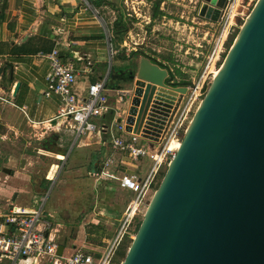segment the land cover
Wrapping results in <instances>:
<instances>
[{"label":"crops","instance_id":"1","mask_svg":"<svg viewBox=\"0 0 264 264\" xmlns=\"http://www.w3.org/2000/svg\"><path fill=\"white\" fill-rule=\"evenodd\" d=\"M158 1H161L159 10L163 16L151 20L155 11L153 5ZM181 7L183 10L178 16L176 13ZM184 15L192 27L197 25L205 29L202 38L205 50L198 43L194 44L195 49L185 48L183 55H189L190 50L196 51L190 54L191 59L187 62L176 59L177 47L182 52V45L165 38L169 45L163 47V35L159 33L161 20L162 25H166L165 21L178 26ZM119 21L129 27L122 39L115 28ZM182 26L185 25L182 23ZM140 27H144L145 35L157 38L153 42L155 48L169 54L158 57L149 53L147 42L135 41V36L140 38ZM218 27L219 22L197 17L195 5L186 0H0V140H6L9 135L20 139L22 163L19 168L27 165L22 155L40 151L56 158L58 163L57 155L66 156L60 162H65L63 168H66L63 172L56 171L55 195L50 203L47 204V200V207L45 205V217L53 224L50 237L63 247V255L69 256L76 250H83L95 260L105 255L116 237L125 209L135 197L133 192L120 185V178L133 175L141 179L151 166L148 159L133 161L128 152L114 149L112 145L113 137L127 141L132 135L125 130L126 108L123 107L133 97L129 80L133 63L146 55L161 67L168 68L177 83L194 82ZM54 50L61 63L74 68L76 82L72 90L80 97L86 96L90 84L108 76L107 95L111 110L95 122L104 126L102 120L107 117L108 123L104 127L108 129L116 122L124 130L113 126V134L102 130L74 143L67 121L57 119L61 108L58 96L45 95L48 92L46 76L51 70L46 56ZM133 52L145 55L133 56ZM176 69L182 77L175 73ZM117 88L131 92L123 105L116 101ZM185 97L178 111L186 101ZM115 110H121L120 117L115 118ZM119 119L121 122H117ZM34 141L42 145L43 151L35 150ZM139 143L148 144L144 139ZM162 143H154V146L159 148ZM11 158V152L4 158L0 156V171L14 177V171L3 166ZM49 183L51 180L44 176L37 184L39 191L35 194L34 181L33 188L24 191L29 203H18L19 194L14 193L6 203L0 201V210L10 205L35 206ZM3 262L8 264L0 258V264Z\"/></svg>","mask_w":264,"mask_h":264},{"label":"water","instance_id":"2","mask_svg":"<svg viewBox=\"0 0 264 264\" xmlns=\"http://www.w3.org/2000/svg\"><path fill=\"white\" fill-rule=\"evenodd\" d=\"M186 1L218 23L231 0ZM238 31L121 264H264V0ZM129 73L125 130L160 143L197 86L146 56Z\"/></svg>","mask_w":264,"mask_h":264},{"label":"built area","instance_id":"3","mask_svg":"<svg viewBox=\"0 0 264 264\" xmlns=\"http://www.w3.org/2000/svg\"><path fill=\"white\" fill-rule=\"evenodd\" d=\"M239 4L240 0H231L222 10L218 31L209 53L204 58L206 73L201 77V84H204L207 78H214L220 68L219 63L223 61L227 41L234 31L238 33L240 27L237 23L242 20L236 8ZM46 57L50 61L51 70L46 76L48 92L45 95L58 96L61 108L57 119L67 121L74 136V143L83 136L99 133L102 130H109L110 134H113V126L117 130H124L120 123L113 122L114 124L107 129L102 125L98 126L95 122L97 118L111 110L107 95L108 76L90 84L86 96L80 97L72 90L76 82V73L72 65L61 63L56 50ZM211 69L212 72H210ZM198 88L200 87H197V90ZM115 91L118 96L117 103L125 104V98L131 92L120 88ZM195 93H197L196 90ZM191 105L192 99L188 98L169 124L167 135L165 134L166 137L159 148L151 145L147 140L145 141L148 144H140L139 140L142 138L132 133L127 141L113 137L114 149L128 152L133 161L148 159L151 166L141 179L133 175H124L120 178V185L133 192L135 197L125 209L116 237L104 256L95 260L83 250H76L69 256L57 255L59 244L50 237L53 224L45 217V205L49 196L47 190L33 207L10 205L0 210V258L6 260L8 264H111L114 253L123 239L128 237L132 240L134 238L132 227L135 219L139 215L143 216L150 200L149 196L155 192L153 185L159 172L163 166H168L178 148L171 150L170 144L175 141L179 145L182 133L189 124L186 125V122ZM121 113V110H115V118L120 117ZM65 157L58 158L59 162ZM56 167L58 168V165ZM49 173L50 170L46 178L53 184L56 171L52 178H49Z\"/></svg>","mask_w":264,"mask_h":264},{"label":"rangeland","instance_id":"4","mask_svg":"<svg viewBox=\"0 0 264 264\" xmlns=\"http://www.w3.org/2000/svg\"><path fill=\"white\" fill-rule=\"evenodd\" d=\"M256 2H257V0H240L239 6L237 5V7H236L237 12L239 14H241V18H242L241 22L237 23L239 25V27H241L243 25V23L245 22V19L249 16L252 9L254 8ZM182 10L183 9L181 7L180 9H178V13H176L175 10H174V13H176V15L179 16ZM161 23H162V20H161ZM161 23H160L161 28H159L161 31L159 33H162V35H163L162 36L163 39H161L163 47L166 48V46L169 45L168 44L169 40L174 41L175 43L182 45V52L180 51L181 48L177 47V49L179 50L178 52H176V55H177L176 59L177 60H179V61L183 60L184 62L189 61L188 59H191L190 54L192 55L196 51L190 50L189 55H183L184 54L183 50L185 48L195 49L194 44H196V43H198L200 46H202L205 50L206 47H204L203 43H202V42H204V41H202V38H203V31L205 29L202 26H197V25H194L192 27L185 20V15H184V18L181 20V23L178 26L175 25L173 22L170 23V22L164 21L163 23L166 25H162ZM182 23L185 26H182ZM189 28H191V29H189ZM239 29L240 28H238V30ZM138 32L141 33L140 38L135 36L134 40L138 41V39H140V42H142V41H144V43L147 42L148 48L150 49L149 53L154 54L158 57L160 55L169 54L167 51H165V50L160 51L159 47L155 48V46H153V42L157 41V38L154 39L153 35H149V34L145 35L144 27H140V29H138ZM234 32H236V31H234ZM165 38H170V39L167 40ZM206 39H208V37ZM232 43H233V41H232ZM227 45H226L227 49H226L225 54L223 55V59L225 58V56L227 55V53L229 51L228 50L229 46L227 47ZM157 50L160 51V53H157ZM202 55H204V54H202ZM182 56H184L185 59H183L184 57L182 58ZM203 63H202L201 68L199 67L200 69L198 72L199 73L198 77L194 81L195 85H197V87H200V88H198L200 91L197 90V93H195V90H192L185 97V100H187L188 98L192 99V105L190 108V112L188 114V119H187L186 125L189 122H191L195 111L200 106L201 101L205 97L206 91L208 90V88L210 87V85L212 83V79H209V78H207L205 80L204 84L200 83L201 77L204 75V73H206ZM221 64H222V60L219 63L218 67H220ZM185 72L188 74V71L185 70ZM210 72H212V69L210 70ZM178 76H180V75H178ZM184 79H187V77H184ZM203 87H205L204 91H203ZM126 107L127 106L125 105L123 108H126ZM183 135H184V132L182 133L181 138L183 137ZM21 143L22 142H20V139H16L10 135L8 136V138L6 140H4V141L0 140V156L4 158L7 154V152L12 153L11 160L8 162V164H6V165L3 164V166L12 169L15 173V176H16V177L15 176L9 177L6 174H4L2 171H0V201H2L3 204L6 203L7 200H9L12 197V194H14V193L19 194L18 203H20V204L29 203V200L27 199V195H26L27 193H25L24 191H27V192L30 191V188L31 189L33 188L32 185H33L34 181H35L34 193L36 194L39 191V189L37 188V184L39 183V181L41 179L44 178V176L47 175V173L51 169L52 165H58V168H56L57 173L61 170H62V172L64 171L63 164L65 162H63V164L60 163L62 161H60L58 163L56 161V158L52 157L51 155L44 154L43 152H40V151L35 152V154H33V155H22V158L25 159V165L26 164L27 165L26 166L23 165V168H19L18 165H19L20 156H21V154H20ZM179 145H177V142L174 141L170 144V147L174 146L176 148V147H179ZM33 146H34L35 150L38 149V150L43 151L42 145L40 143H38L37 141L33 142ZM175 148L172 147L173 150ZM57 158L61 159L62 156L57 155ZM166 169H167V167L163 166L161 171L159 172V174L161 172H166ZM55 186H56V184L55 185L53 184V186H51V183H49L47 190L49 191L50 194H49V197L47 199L48 200L47 204L50 203L51 199L55 195V192L57 190V188H55ZM149 197L151 199L152 196L150 195ZM47 204H46V207H47ZM138 218L141 220L142 216L139 215ZM134 224H135V222H134ZM134 224H133V226H134ZM134 236H135V234H134ZM124 240H126L125 246L131 245V243H129L130 238L127 237ZM123 241L120 243V246L116 249V251L114 253V257H115V254L121 250V246L123 245ZM128 248H127V250H128ZM119 260L121 261L120 262V264H121L123 260H121V258ZM2 264H4V262Z\"/></svg>","mask_w":264,"mask_h":264},{"label":"trees","instance_id":"5","mask_svg":"<svg viewBox=\"0 0 264 264\" xmlns=\"http://www.w3.org/2000/svg\"><path fill=\"white\" fill-rule=\"evenodd\" d=\"M160 4H161V1H158L157 3H155V4L153 5L155 11L151 14V15H152L151 20H154V19H157V18H161V17L163 16V13L159 10ZM115 25H116L115 28H116L117 31L120 33V38L122 39V35H124L125 33H127V32L129 31V27H128V26H124V25H122V24H121V21L115 23ZM151 26H152V23H151ZM130 28H131V24H130ZM236 34H237V32H233V33H232L230 39L227 41V44H228L227 47L230 46V45L232 44V41H233V39L235 38ZM139 54H143V55H145L143 52H133V53H132L133 56H134V55H139ZM145 56H146V55H145ZM167 69H168V68H167ZM175 73H177V74L180 75L181 77L183 76V75L180 73V71H179L178 69L175 70ZM175 75H176V74H175ZM102 121H103V122H102L103 125L105 126V125L108 123L107 117H104ZM54 161H55V160H54ZM56 161H57V160H56ZM65 165H66V164H65ZM64 168H66V167L64 166ZM64 168H63V169H64ZM164 173H165V172H161V173L158 175V177H157V179H156V182H155V184L153 185V189L156 190V189L158 188V186H159V184H160V181H161V179H162L163 176H164ZM135 222H137V224L135 225L134 230L132 229V232H133L134 234L137 232V230H138V228H139V226H140L141 220H140L139 218H136V219H135ZM126 238H127V237H126ZM124 239H125V238H124ZM124 239H123V240H124ZM125 241H126V240L123 241V245L121 246V250L115 254V257L113 256L112 261H111V264H120L121 261H120L119 259H120V258H121V260L124 259L125 255H126V252H127V248L130 246V245L125 246ZM131 242H132V240L130 239V240H129V243H131ZM119 246H120V245H119ZM119 246H118V247H119ZM126 247H127V248H126Z\"/></svg>","mask_w":264,"mask_h":264},{"label":"bare ground","instance_id":"6","mask_svg":"<svg viewBox=\"0 0 264 264\" xmlns=\"http://www.w3.org/2000/svg\"><path fill=\"white\" fill-rule=\"evenodd\" d=\"M198 90H199V89H198ZM196 91H197V90H196ZM199 91H200V90H199ZM172 147L175 148L174 146H171V147H170L171 150H173ZM56 168H57L56 165H52V167H51V169H50V173H49V178H52V177L54 176L55 171H57Z\"/></svg>","mask_w":264,"mask_h":264},{"label":"flooded vegetation","instance_id":"7","mask_svg":"<svg viewBox=\"0 0 264 264\" xmlns=\"http://www.w3.org/2000/svg\"><path fill=\"white\" fill-rule=\"evenodd\" d=\"M21 163H22V162L20 161V162H19V165H18L19 167L21 166Z\"/></svg>","mask_w":264,"mask_h":264}]
</instances>
